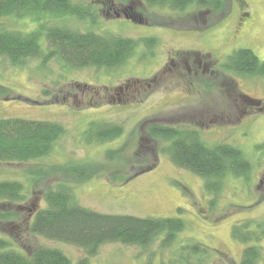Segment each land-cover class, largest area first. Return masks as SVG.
Instances as JSON below:
<instances>
[{
	"label": "rangeland",
	"instance_id": "obj_1",
	"mask_svg": "<svg viewBox=\"0 0 264 264\" xmlns=\"http://www.w3.org/2000/svg\"><path fill=\"white\" fill-rule=\"evenodd\" d=\"M75 1H82L90 10L92 6L99 19L92 14L83 19L45 15L40 22L62 24L80 32L135 39L157 37L158 43L149 48L139 42L125 65L109 70L74 68L59 58H52L44 66L41 59H29L24 66L15 67L0 57V85L11 93L9 98H0V118L58 122L66 129L53 152L32 166L37 163L49 171L60 166L90 165L99 171L75 183L64 181L63 173L49 171V176L40 181L44 191L57 187V183L65 184L72 188L76 203L82 207L142 218L177 217L185 222V229L164 251L160 237L148 250L114 242L104 244L96 256L88 257L77 246L33 237L24 231V221L30 222L39 205L44 207L46 203L40 191L32 194L31 179L27 177L30 164H0V180H19L29 189L24 204L28 209L21 210V217L10 225L11 235L18 238L14 248L59 249L71 264L85 259L88 264H143L151 254L154 264H159L172 257L179 243H198L222 252L232 264L239 263L246 244L233 238V226L251 219L264 230V77L239 75L223 65L239 49H250L264 60V0H227L226 12L221 16L199 13L193 7L185 11L148 7L143 0H113L114 5L109 6L116 10L106 14L100 10L99 0ZM136 11L145 21L136 22L123 15L127 12L135 16ZM117 13L122 17L117 18ZM243 22L245 31L235 39L238 31L235 36L233 33ZM1 23L7 29L23 32L39 30L33 18H4ZM45 33L41 45L46 52ZM196 51L213 56L216 65L212 75L201 71L190 74L185 64L171 69L166 66L169 56L179 59L183 54L193 56ZM188 59L191 61V57ZM75 82L87 87L80 88ZM130 84L133 88L126 91ZM242 92L259 99L255 108L261 109L243 113ZM99 123L119 124L123 134L104 143H90L87 131ZM152 124L196 129L209 146L228 143L240 148L252 166L249 178L227 175L221 192L215 196L203 177L175 166L160 153L167 142L149 135ZM108 151H117L116 159L110 160ZM157 156L154 169L122 181ZM116 171V180L109 179Z\"/></svg>",
	"mask_w": 264,
	"mask_h": 264
},
{
	"label": "trees",
	"instance_id": "obj_2",
	"mask_svg": "<svg viewBox=\"0 0 264 264\" xmlns=\"http://www.w3.org/2000/svg\"><path fill=\"white\" fill-rule=\"evenodd\" d=\"M143 1L148 7L157 5L179 11L193 7L199 13L209 11L210 14L220 16L226 12L227 7V0ZM97 3L114 5L113 0H99ZM94 11L92 6L90 10V6L75 0H0V57L8 59L15 67L24 66L29 59H41L44 66L52 58H59L74 68L96 67L109 70L125 65L139 42L145 43L149 48L158 43L157 37L135 39L80 32L70 26L40 22L45 15L57 19L67 16L83 19L91 14L97 17ZM11 17L33 18L38 23L39 30L23 32L3 27L1 21ZM134 17L136 22L145 21L141 16ZM43 33L49 48L46 52L41 45ZM224 67L239 75L264 77V60L250 49L236 50L228 57ZM74 85L87 87L77 82ZM44 92L48 93L46 90ZM9 95L10 90L0 85V98H9ZM89 105L98 107V104ZM93 125L87 131L90 143H104L123 134V127L119 124ZM65 132L66 129L58 122L0 118V164L32 166L34 162H39L53 152ZM148 132L154 140L167 142L160 153L166 154L175 166L203 177L207 189L215 196L221 192L227 175L249 178L251 163L238 147L228 143L209 146L196 129L152 124L148 127ZM116 154L117 151L107 152L110 160L116 159ZM157 163L158 156L151 164L142 166L137 173L122 181L127 182L154 169ZM37 165L39 164L29 168L27 177L31 179L32 194L40 191L46 206L39 205L31 221H24V231L33 237L40 236L74 245L83 249L88 257H94L107 243L119 242L148 250L160 237V247L164 251L174 245L179 233L185 229V222L177 217L142 218L104 214L82 207L76 203L72 188L65 184L57 183V187H48L44 191L39 185L43 177L49 176V171L63 173V180H70L72 183L92 178L99 171L90 165L60 166L49 171ZM117 173L119 174L118 171L110 173L109 179L115 181ZM28 192L29 189L22 181L0 180V264H71L70 258L59 249L34 246L24 251L14 248L18 238L11 235L10 225L21 217V210L28 209L24 207ZM232 236L246 244L242 258L236 264H261L264 259V230L260 224L251 219L242 220L233 226ZM85 260H81L80 264H88ZM230 260L222 252L201 244L179 243L172 257L167 261L161 260L159 264H232ZM143 264H154L153 254Z\"/></svg>",
	"mask_w": 264,
	"mask_h": 264
},
{
	"label": "flooded vegetation",
	"instance_id": "obj_3",
	"mask_svg": "<svg viewBox=\"0 0 264 264\" xmlns=\"http://www.w3.org/2000/svg\"><path fill=\"white\" fill-rule=\"evenodd\" d=\"M110 6L109 5L106 6L105 4L101 3L99 5V8H100V10L102 12H105L106 14L107 13L109 14L111 12V10H114V11L116 10L114 7H110ZM204 13L208 14L210 12L209 11H205ZM134 14H135V16H139V12H137V11ZM121 17H122V14H121ZM244 25H245V23L243 22L241 27L234 31V33H233L234 36H235V32L238 31V34L236 35L235 39H237L240 34L244 33L245 28H246ZM189 57H191V61H189V59H188ZM183 64H185L188 67L187 69H188L190 74H192L193 71L195 72V74H198L201 71L204 74H208L209 73V75H212V73L215 71L213 69V66L216 65V61L213 59V56L211 54H208V53L204 54V53L196 51V52H194L193 56H187V54L186 55L183 54V55H181V57L179 59H177L175 56L171 55V56L168 57V61L166 63V66L167 67L169 66L168 68L171 69L173 67L174 68H179ZM189 65H191V66H189ZM223 68L226 69L224 67V65H223ZM228 71H230V70H228ZM130 88H133V86L131 84L127 85L126 86V91L127 90L129 91ZM124 90H125V88H124ZM240 94H241L243 102L246 103V104L244 103V105H243L244 106V110H242L243 113L250 114V113H254L255 109L257 111H259L261 109L260 107H256L255 108V104H257V102H260V101H258L259 99L257 100L254 97H251V96H248L246 94H243V92L240 93Z\"/></svg>",
	"mask_w": 264,
	"mask_h": 264
},
{
	"label": "water",
	"instance_id": "obj_4",
	"mask_svg": "<svg viewBox=\"0 0 264 264\" xmlns=\"http://www.w3.org/2000/svg\"><path fill=\"white\" fill-rule=\"evenodd\" d=\"M123 14H124V16L127 19H131V20H134L135 21V17L133 15L129 16V14L127 12H124ZM116 16H117V18H120L121 17V14L120 13H117Z\"/></svg>",
	"mask_w": 264,
	"mask_h": 264
}]
</instances>
